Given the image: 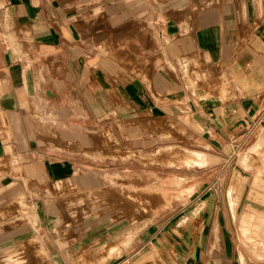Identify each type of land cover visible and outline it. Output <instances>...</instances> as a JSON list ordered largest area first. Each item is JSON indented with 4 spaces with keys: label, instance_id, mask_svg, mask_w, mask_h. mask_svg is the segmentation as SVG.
Listing matches in <instances>:
<instances>
[{
    "label": "crops",
    "instance_id": "crops-1",
    "mask_svg": "<svg viewBox=\"0 0 264 264\" xmlns=\"http://www.w3.org/2000/svg\"><path fill=\"white\" fill-rule=\"evenodd\" d=\"M98 8L101 24L93 18ZM117 29L148 31L177 78L181 71L194 87L209 74L191 69L186 76L187 64L201 60L211 68L213 99L188 98L183 105L198 123L210 119L220 146L225 139L239 148L257 116L264 115V0H0V156L5 157L8 136L24 173L37 180L67 177L72 166L53 159L46 127L65 122L104 128L110 112L120 108L128 118L119 121L134 132L143 121L159 119L158 112L179 120L183 106L167 94L180 95L184 88L173 72L165 75L161 85L169 91L159 102L157 84L143 90L111 66L104 48ZM223 78L225 85L218 86ZM174 87L181 90L175 93ZM222 94L228 97L219 101ZM78 127L69 133L79 134ZM240 158L225 188L194 201L187 213L166 218L160 230L129 237L125 256L140 259L141 250L151 245L165 255L174 248L170 264H259L244 238L264 242V201L250 196Z\"/></svg>",
    "mask_w": 264,
    "mask_h": 264
},
{
    "label": "rangeland",
    "instance_id": "rangeland-1",
    "mask_svg": "<svg viewBox=\"0 0 264 264\" xmlns=\"http://www.w3.org/2000/svg\"><path fill=\"white\" fill-rule=\"evenodd\" d=\"M93 18L97 24L104 22L101 8L93 10ZM109 42L104 50L111 66L141 83L143 90L150 91L157 84L155 101L167 97L164 93L169 90L161 85L165 75L173 72L176 82H182L184 93L167 94L183 106L179 120L158 112L159 119L143 121L141 130L134 132L119 121L128 118L120 108L110 112L111 120L104 128L65 122L46 127L51 139L46 146L53 159L69 162L72 169L67 177L49 175L44 180L24 173L22 159L12 157L7 136L1 153L5 157L0 156V264H170L174 248L165 255L149 245L141 250L140 259L125 256L129 237L160 230L166 218L187 213L194 201L217 192L220 186L225 188L237 155L247 169L250 196L264 201V115L257 116V127L239 148H231L225 139L220 146L210 119L205 125L198 123L183 105L188 98L196 102L213 99L215 72L211 68L201 60L187 64L186 76L191 69L209 74L194 87L181 77V71L177 78L178 71L165 62L148 31L111 30ZM225 81L217 79L218 86ZM195 89L198 94L186 93ZM180 90L171 88L175 93ZM226 97L219 95L218 100ZM200 120L204 122L206 116ZM72 127H78L79 134H70ZM198 158L203 161L199 163ZM244 239L254 251L252 260L258 258L264 264V242Z\"/></svg>",
    "mask_w": 264,
    "mask_h": 264
},
{
    "label": "built area",
    "instance_id": "built-area-1",
    "mask_svg": "<svg viewBox=\"0 0 264 264\" xmlns=\"http://www.w3.org/2000/svg\"><path fill=\"white\" fill-rule=\"evenodd\" d=\"M261 121H262V120H261ZM258 123H259V121L257 120V121L253 124L252 128H250V130L247 132L244 141L248 140V138H249V137L251 136V134H252V131L257 127V124H258ZM244 141H243V142H244ZM243 142H242L241 144H243Z\"/></svg>",
    "mask_w": 264,
    "mask_h": 264
},
{
    "label": "bare ground",
    "instance_id": "bare-ground-1",
    "mask_svg": "<svg viewBox=\"0 0 264 264\" xmlns=\"http://www.w3.org/2000/svg\"><path fill=\"white\" fill-rule=\"evenodd\" d=\"M198 159H199V158H198ZM199 160H200V159H199ZM202 161H203V160H200V162H199V163H201ZM197 162H198V161H197ZM199 163H198V164H199Z\"/></svg>",
    "mask_w": 264,
    "mask_h": 264
}]
</instances>
